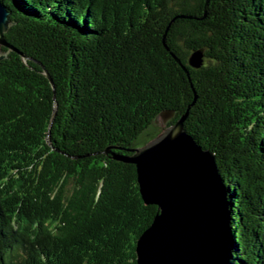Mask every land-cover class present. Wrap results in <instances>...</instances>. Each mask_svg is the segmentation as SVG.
Returning <instances> with one entry per match:
<instances>
[{
    "label": "trees",
    "instance_id": "trees-1",
    "mask_svg": "<svg viewBox=\"0 0 264 264\" xmlns=\"http://www.w3.org/2000/svg\"><path fill=\"white\" fill-rule=\"evenodd\" d=\"M0 5V264H136L158 208L114 156L166 111L214 155L229 264H264V0Z\"/></svg>",
    "mask_w": 264,
    "mask_h": 264
},
{
    "label": "water",
    "instance_id": "water-1",
    "mask_svg": "<svg viewBox=\"0 0 264 264\" xmlns=\"http://www.w3.org/2000/svg\"><path fill=\"white\" fill-rule=\"evenodd\" d=\"M10 26L0 5V47L12 49L4 34ZM5 54L0 52V60ZM202 50L189 65L199 68ZM174 113H160L162 129L153 139L116 160L135 165L141 199L158 208L151 225L136 242V264H229L232 235L227 191L214 155L184 130L182 116L168 125Z\"/></svg>",
    "mask_w": 264,
    "mask_h": 264
},
{
    "label": "rangeland",
    "instance_id": "rangeland-1",
    "mask_svg": "<svg viewBox=\"0 0 264 264\" xmlns=\"http://www.w3.org/2000/svg\"><path fill=\"white\" fill-rule=\"evenodd\" d=\"M155 126H156L159 130H161V129H162V123H161V120L158 121V122L155 124Z\"/></svg>",
    "mask_w": 264,
    "mask_h": 264
}]
</instances>
